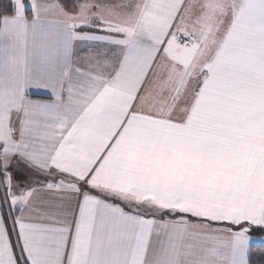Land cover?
Returning <instances> with one entry per match:
<instances>
[{
  "label": "snow or ice",
  "instance_id": "snow-or-ice-1",
  "mask_svg": "<svg viewBox=\"0 0 264 264\" xmlns=\"http://www.w3.org/2000/svg\"><path fill=\"white\" fill-rule=\"evenodd\" d=\"M3 6L0 264H252L264 0Z\"/></svg>",
  "mask_w": 264,
  "mask_h": 264
},
{
  "label": "trees",
  "instance_id": "trees-1",
  "mask_svg": "<svg viewBox=\"0 0 264 264\" xmlns=\"http://www.w3.org/2000/svg\"><path fill=\"white\" fill-rule=\"evenodd\" d=\"M6 3H7V0H0V9L1 10L7 11V8L3 6ZM256 234H261V233H256ZM250 259H251L252 264H264V244L254 243L252 245Z\"/></svg>",
  "mask_w": 264,
  "mask_h": 264
},
{
  "label": "crops",
  "instance_id": "crops-1",
  "mask_svg": "<svg viewBox=\"0 0 264 264\" xmlns=\"http://www.w3.org/2000/svg\"><path fill=\"white\" fill-rule=\"evenodd\" d=\"M0 11H3L0 9ZM3 12H6V11H3ZM36 179H41V177H38V176H33L32 173L30 172H27L25 175H21L19 178H18V182H23V183H28L32 180H36ZM3 192V188L0 187V193ZM42 195H46V194H42ZM5 209H6V206H5Z\"/></svg>",
  "mask_w": 264,
  "mask_h": 264
},
{
  "label": "rangeland",
  "instance_id": "rangeland-1",
  "mask_svg": "<svg viewBox=\"0 0 264 264\" xmlns=\"http://www.w3.org/2000/svg\"><path fill=\"white\" fill-rule=\"evenodd\" d=\"M254 235H258V234L255 233Z\"/></svg>",
  "mask_w": 264,
  "mask_h": 264
}]
</instances>
